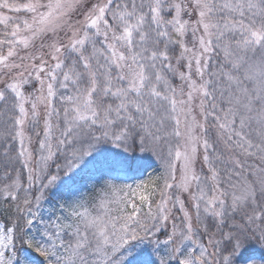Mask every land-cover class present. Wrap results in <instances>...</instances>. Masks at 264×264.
<instances>
[{
  "label": "snow or ice",
  "instance_id": "6c2138e0",
  "mask_svg": "<svg viewBox=\"0 0 264 264\" xmlns=\"http://www.w3.org/2000/svg\"><path fill=\"white\" fill-rule=\"evenodd\" d=\"M0 264H264V0H0Z\"/></svg>",
  "mask_w": 264,
  "mask_h": 264
}]
</instances>
